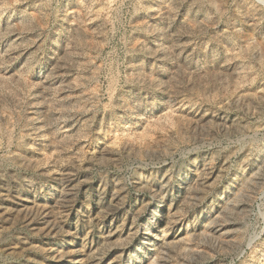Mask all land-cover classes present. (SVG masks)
I'll use <instances>...</instances> for the list:
<instances>
[{
    "label": "rangeland",
    "instance_id": "374dc122",
    "mask_svg": "<svg viewBox=\"0 0 264 264\" xmlns=\"http://www.w3.org/2000/svg\"><path fill=\"white\" fill-rule=\"evenodd\" d=\"M0 264H264V0H0Z\"/></svg>",
    "mask_w": 264,
    "mask_h": 264
}]
</instances>
